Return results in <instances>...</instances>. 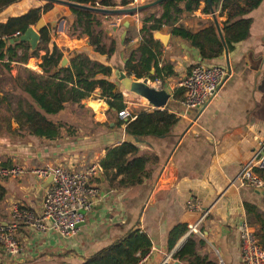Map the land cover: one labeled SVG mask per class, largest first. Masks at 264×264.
Masks as SVG:
<instances>
[{"label":"crops","instance_id":"0c3cea01","mask_svg":"<svg viewBox=\"0 0 264 264\" xmlns=\"http://www.w3.org/2000/svg\"><path fill=\"white\" fill-rule=\"evenodd\" d=\"M106 1L113 5L108 10L125 11L151 5L156 0H130L126 7L122 6V0ZM48 2L54 3L55 8L41 18L46 22L52 44L68 60L71 54L83 52L111 67L113 73L109 81L115 83L124 96L121 104L135 117L146 112L147 101L125 91L116 74L123 72L136 80L126 66L132 53L143 43L142 20L152 13L160 18L163 8L153 6L131 14H98L101 22L98 30L104 32V44L107 49L115 45L111 57L94 53L88 37L71 31L70 24L75 21L73 10H80L72 6L71 0H25L0 11V23L20 17L30 9L44 8ZM206 10V3L202 2L196 12L180 23L194 34L213 28L223 53L217 55L219 46L208 43L204 57L190 43L176 38L172 27L166 25L158 32L171 35L169 44L166 46L155 39L161 45L158 47L160 66L168 65L174 71V75L162 84V90L170 95L165 108L179 118L177 126L165 137L133 139L127 135V127L118 119L119 112L110 109L99 89L82 102L83 108L67 105L73 118L61 125V137L56 141L8 133L12 125L17 128L12 118L16 106L8 105V101L0 102V134H6L0 135V170L17 168L25 172L18 178L0 177V185L5 189L0 201L1 223L11 220L12 210L17 206L35 213L42 210L51 183L48 185L50 179L34 175L33 170L63 168L69 172H83L100 164L108 149L134 141H139L135 144L141 154L151 160L147 165L149 177L142 186L121 187L122 178L111 181L105 174L92 181L100 196L85 226L75 237L65 240L56 233L45 235L21 225L17 233L21 254L12 258L0 248V264H81L136 230L147 234L152 241L144 264H163L167 257H172L167 264H186L173 257L189 239L198 242L197 255L209 262L244 264L238 229L243 219L261 244L264 197L249 188L228 189L264 141V0L249 14L230 23L222 2ZM241 21L250 23L249 36L238 41L235 39L239 29L229 31L228 28ZM18 34L21 35L17 33L14 38ZM45 54L41 51L40 57ZM5 63L9 64L10 75L16 80L20 77L16 73L18 67L43 74L41 58L30 57L26 64L8 60ZM197 64L218 65L232 71L219 96L203 113L180 107L184 98L182 84ZM0 68L7 72L1 64ZM14 90L13 84V90L6 94L1 92L0 99L9 97ZM133 109L138 110L137 113ZM62 116L64 112L50 119L59 122ZM27 138L30 141L25 142ZM211 208L212 213L202 227L203 238H186L185 234L170 249V232L177 226L188 227Z\"/></svg>","mask_w":264,"mask_h":264},{"label":"trees","instance_id":"16d2710c","mask_svg":"<svg viewBox=\"0 0 264 264\" xmlns=\"http://www.w3.org/2000/svg\"><path fill=\"white\" fill-rule=\"evenodd\" d=\"M25 0H0V11H5ZM74 4L91 8L108 10L113 5L106 0H71ZM261 0H215L212 6L222 2L223 8L228 11V22L243 17L257 8ZM206 3V12L211 5L206 0H170L160 3L163 15L157 18L155 14H148L141 23V35L143 43L132 53V57L126 68L130 74H134L136 80L149 77L151 81L160 80L164 84L167 77L174 75V71L168 65L160 66L158 47L160 45L154 38L155 32L162 30V26L172 27V34L191 44L201 51L205 57V46L213 43L219 46L218 54L223 53V46L217 38L214 29H208L203 33L194 34L180 21L196 12L201 3ZM130 0H122V6L126 7ZM183 4V5H182ZM55 8V4L48 2L44 8L30 9L26 14L10 18L0 23V64L9 71V62L26 64L31 56L42 59L40 68L43 74L25 71V81H14L15 90L9 97L2 101H8V105H15L12 113L14 125L8 133L12 135L33 136L47 141H56L61 137L62 126L54 122L50 117L57 116L66 111L67 105L76 104L84 107L82 102L89 99L96 90H100L101 98L105 100L110 109L118 112L125 109L121 104L124 96L117 89V85L109 79L113 70L99 61L92 59L87 53H76L69 56V65L60 69L64 59L63 52L52 44L48 28L40 32L41 42L39 48L32 52L28 43H14L11 40L17 33L23 35L30 27L35 26L42 14H47ZM74 23L70 24L71 31L80 33L89 38L90 46L94 53L111 57L115 53V45L107 49L104 44V32L98 30L101 27L100 16L86 10H73ZM250 23L239 22L229 27L239 29L235 40L241 41L248 38ZM161 47V45H160ZM232 48V47H231ZM46 54L40 57V52ZM139 56V59L137 60ZM152 71L154 73L152 74ZM16 98V101L14 100ZM179 123V118L169 110L142 112L136 116L126 128L127 135L133 139L146 137H165L169 135ZM139 143V141H134ZM133 142H126L119 147L108 149L106 158L100 163L105 176L109 180L119 182L121 187L142 186L148 179L147 165L151 161L141 154L140 148ZM5 189L0 185V201L3 199ZM187 226L175 227L170 232V249L187 232ZM261 244L264 247V237ZM198 242L189 239L185 247L173 258L186 264H215L207 258L197 255ZM152 248L151 238L139 230L130 232L124 239L113 243L101 250L81 264H139Z\"/></svg>","mask_w":264,"mask_h":264},{"label":"built area","instance_id":"2783aa9c","mask_svg":"<svg viewBox=\"0 0 264 264\" xmlns=\"http://www.w3.org/2000/svg\"><path fill=\"white\" fill-rule=\"evenodd\" d=\"M19 36L21 35L18 34L17 37ZM231 75L232 71L227 67L195 65L182 84L184 98L180 102V107L190 111L205 112L219 96ZM149 84L156 90H162L160 80L150 81ZM145 108V111L149 113L166 110L165 107L157 109L149 104ZM135 118L128 108L118 113V119L124 127H127ZM32 173L39 178L45 180L53 178V180L40 213L17 206L13 208L9 222H0V248L12 258L21 254L17 240L21 225L45 235L56 233L65 240L75 237L80 230L78 226L86 224L88 216L96 207L100 192L93 186L92 181L104 174V170L100 164H97L83 172H69L63 168H45L33 170ZM24 174V170L17 168L0 170V177L7 179L18 178ZM242 188L252 189L264 197V141L259 144L255 155L244 164L238 176L231 181L228 190ZM212 210L213 208L205 210L194 223L188 226L186 238H203L202 227ZM238 229L244 264H264V248L245 219L239 222ZM147 256L139 264H144ZM171 260L172 257H167L163 264Z\"/></svg>","mask_w":264,"mask_h":264},{"label":"water","instance_id":"95a60500","mask_svg":"<svg viewBox=\"0 0 264 264\" xmlns=\"http://www.w3.org/2000/svg\"><path fill=\"white\" fill-rule=\"evenodd\" d=\"M164 1H170V0H156L153 4L144 6L138 9H132V10H125V11H111V10H105V9H97V8H91L83 5H77L73 4L72 6L75 8H78L80 10H86L90 11L96 14H106V15H113V14H131L140 12L142 10H145L149 7L158 6L160 3ZM215 0H206V2L209 5H212ZM46 27V22L43 18H41L38 23L34 27H30L23 35L14 38L11 40V44L14 43H28L31 47V51L34 52L39 48V44L41 42V36L40 32L42 29ZM154 37L156 40L161 41L164 45H168L171 40V35H163L160 32H156L154 34ZM193 55H196L195 52L191 51V49H188ZM201 61V59L199 60ZM69 65L68 58L64 57L62 60L59 68H66ZM117 78L123 89L137 97L143 98L147 101L149 105H152L153 107L157 109L164 108L168 105L170 100V95L165 90H156L155 88L151 87L149 82L150 78H144L142 81L139 80H133L130 76L126 75L123 72H118ZM53 178L50 179L51 183ZM84 224L79 225L78 227H84ZM174 264H180L179 262Z\"/></svg>","mask_w":264,"mask_h":264},{"label":"rangeland","instance_id":"374dc122","mask_svg":"<svg viewBox=\"0 0 264 264\" xmlns=\"http://www.w3.org/2000/svg\"><path fill=\"white\" fill-rule=\"evenodd\" d=\"M183 5V4H182ZM143 21V20H142ZM35 28V26H33ZM31 58H35L34 56H31ZM16 73H17V77L18 75H20V77L17 79L20 83L23 82L24 78H25V71L23 70L22 67H18V69H16ZM16 79L12 78V76L10 75L9 71H3L2 68H0V96H2V93L6 94L8 92H10L11 90H13V84L14 81ZM151 81V80H150ZM123 88V87H122ZM2 92V93H1ZM77 106V105H76ZM80 108V106H78V109ZM71 109L67 108L66 111L64 112V116H62L61 120L59 122H57L59 125L62 124H67L68 120H71L73 118L72 113H71ZM134 113H137L138 110H134ZM89 112V111H88ZM87 113V112H85ZM88 114V113H87ZM1 136L6 135L4 132L2 134H0ZM5 139V138H3ZM30 141L29 138H27L25 140V142Z\"/></svg>","mask_w":264,"mask_h":264}]
</instances>
